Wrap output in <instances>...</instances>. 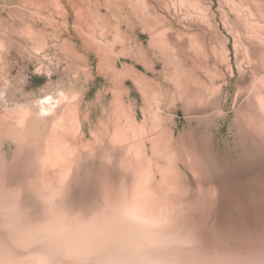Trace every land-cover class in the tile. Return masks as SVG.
Masks as SVG:
<instances>
[{"label": "rangeland", "instance_id": "374dc122", "mask_svg": "<svg viewBox=\"0 0 264 264\" xmlns=\"http://www.w3.org/2000/svg\"><path fill=\"white\" fill-rule=\"evenodd\" d=\"M125 215L163 263L264 264V0H0V264Z\"/></svg>", "mask_w": 264, "mask_h": 264}, {"label": "clouds", "instance_id": "9594fccd", "mask_svg": "<svg viewBox=\"0 0 264 264\" xmlns=\"http://www.w3.org/2000/svg\"><path fill=\"white\" fill-rule=\"evenodd\" d=\"M41 233L68 252L96 251L116 245L139 253L162 243L148 224L134 221L127 215L122 217L120 225L101 218L81 221L61 219L44 225Z\"/></svg>", "mask_w": 264, "mask_h": 264}, {"label": "bare ground", "instance_id": "6f19581e", "mask_svg": "<svg viewBox=\"0 0 264 264\" xmlns=\"http://www.w3.org/2000/svg\"><path fill=\"white\" fill-rule=\"evenodd\" d=\"M45 102H46V100H45ZM140 185H138V186L136 185V186L139 187ZM137 194H139V193H136L135 195H137ZM133 202H134V205H133L134 206V209H133L134 211H132V212H135V208L140 207V205H139L140 202H141L140 196L139 195L135 196ZM130 204H132V203H130ZM127 207H128V205H127ZM128 208H131V207H128ZM128 208L125 209V210H128ZM128 212H129V210H128ZM136 212L138 213L137 210H136ZM139 212H141V211H139ZM146 212L147 211H145V213ZM130 214L132 215L131 212H130ZM135 214L133 213L134 217L136 216ZM141 214H138L137 216H139V218H140ZM152 214H150L151 217H156V216H152ZM143 216H142V218H143ZM147 217H146L145 220H147V219L150 220ZM98 218H101V219H103L105 221H109V222H112V223L115 224V222L112 219H107V217L103 216V217H98ZM53 221H57V220H55V219L50 217L48 220L42 221L41 223L34 225L31 229H29L28 231H25V233H22V235L20 236L19 239L20 240L26 239L27 242H33L36 239H44L45 237L42 235L41 229H42V227L44 225L48 224L49 222H53ZM51 245H52V247L50 248L51 251H53V250L56 251L57 250L58 252H60V255L66 256L67 258H72L73 260H76L78 264H82V263L85 264V262L90 261V258L92 256H98V255H100V257L98 258L101 261L100 264H167V263H163V261H158V260L153 259L152 257L146 255L144 250H142L139 253H132L129 250H127V249H125V248H123L121 246H116V245L108 246L106 248H103V249H100V250H96V251H81V252H68V251L64 250L63 248L57 246L56 244H54L52 242H51ZM41 252H44V251H41ZM35 255H37V257L33 258L34 259L33 262H28L26 264H56L55 262L57 260L55 262L53 260V262H52V258L50 259V258H48V256H45V255H43V256L39 255L38 256L37 252L35 253ZM63 258L64 257H62V260H64ZM73 260H72V263H73ZM65 262L69 264V262H67V260ZM61 263H63V262H61ZM57 264H60V263H57Z\"/></svg>", "mask_w": 264, "mask_h": 264}]
</instances>
